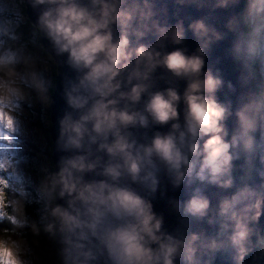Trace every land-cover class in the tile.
<instances>
[{"label": "clouds", "instance_id": "obj_1", "mask_svg": "<svg viewBox=\"0 0 264 264\" xmlns=\"http://www.w3.org/2000/svg\"><path fill=\"white\" fill-rule=\"evenodd\" d=\"M191 6L209 14L0 0V264H264V0H173ZM224 41L235 84L205 69ZM165 181L187 195L167 201L171 230Z\"/></svg>", "mask_w": 264, "mask_h": 264}, {"label": "water", "instance_id": "obj_2", "mask_svg": "<svg viewBox=\"0 0 264 264\" xmlns=\"http://www.w3.org/2000/svg\"><path fill=\"white\" fill-rule=\"evenodd\" d=\"M190 4H195L200 2V0H187ZM205 3H212L214 0H204ZM169 5V23H175V19L171 18L172 13L179 11V17L180 19H184L185 17L190 18L191 20H195L198 18H201L202 16L208 15V9H200L197 10L195 6L191 7H183L180 9H176L173 7V0H168ZM29 17L34 20L35 17L32 16V14L29 12ZM228 15V12L225 10H216L215 12L211 13V19L210 23H212L215 27L221 28L222 24L224 22V19ZM189 20L185 19V27H187ZM45 45L47 44V41H44ZM183 47H185L189 53L193 52L196 47V43L191 35V33H187L185 41L183 43ZM228 47L227 41L219 42L216 44H213L205 58V69L211 68L213 72L219 71L222 79L224 81H231L233 84L236 83V75L237 70L231 60L226 55V49ZM171 50V48L169 49ZM66 57H60V60H64ZM61 75L67 74L69 77H71L73 74L67 67H61L60 68ZM163 87V85H161ZM184 87L183 83L180 84V89L182 90ZM226 94V89H222L220 92H218L219 98L222 100ZM65 110V104L64 101L60 98V85L59 80L56 82V95L54 98V104L51 109L50 113V120H51V127L47 130V133L50 135L51 139L54 140L57 136V127L56 122L57 120L62 116L63 111ZM162 130V129H161ZM151 134V133H149ZM237 165L239 162H235ZM164 191L165 195L163 198L160 196V190L158 189L156 193V198L153 200V211L157 214H163L165 219V227H167L169 230L175 225L176 223V217L171 211L170 205H168L167 201L170 198L179 199L181 202H183L185 199H187V195L184 189V186L182 185L179 189H172L170 185L167 184V182H164ZM209 193L214 192V189L209 188ZM261 225L264 226V217L261 218ZM247 264V261H246Z\"/></svg>", "mask_w": 264, "mask_h": 264}, {"label": "rangeland", "instance_id": "obj_3", "mask_svg": "<svg viewBox=\"0 0 264 264\" xmlns=\"http://www.w3.org/2000/svg\"><path fill=\"white\" fill-rule=\"evenodd\" d=\"M43 127V126H42ZM48 130V128H43V130ZM38 149L43 146V143H41L39 140L37 141Z\"/></svg>", "mask_w": 264, "mask_h": 264}, {"label": "trees", "instance_id": "obj_4", "mask_svg": "<svg viewBox=\"0 0 264 264\" xmlns=\"http://www.w3.org/2000/svg\"><path fill=\"white\" fill-rule=\"evenodd\" d=\"M24 27H25V29H26V28H27V25H25ZM43 131H44L45 133H47V130L44 129ZM48 146L50 147V145H48ZM43 147H44V144H43V146H42L41 148H43ZM38 150H39V149H38Z\"/></svg>", "mask_w": 264, "mask_h": 264}]
</instances>
